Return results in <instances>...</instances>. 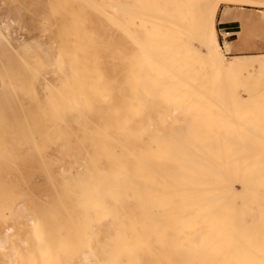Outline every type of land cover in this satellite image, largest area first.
Here are the masks:
<instances>
[{
    "label": "bare ground",
    "instance_id": "6f19581e",
    "mask_svg": "<svg viewBox=\"0 0 264 264\" xmlns=\"http://www.w3.org/2000/svg\"><path fill=\"white\" fill-rule=\"evenodd\" d=\"M215 1L105 3L120 15L125 92L139 109L99 123L101 109L86 100L64 116L58 179L45 169L56 191L47 210L32 202L14 212L22 192L0 185V228L5 209L25 219L0 231L5 264H264V81L239 79L264 70V58L222 66L231 42L221 49L217 41ZM227 19L244 22L224 9L220 23ZM77 27L79 42L58 66L69 90L85 87V30Z\"/></svg>",
    "mask_w": 264,
    "mask_h": 264
},
{
    "label": "rangeland",
    "instance_id": "374dc122",
    "mask_svg": "<svg viewBox=\"0 0 264 264\" xmlns=\"http://www.w3.org/2000/svg\"><path fill=\"white\" fill-rule=\"evenodd\" d=\"M89 1L0 0V185H13L22 192L12 203L14 212L34 207L32 202L40 210H47L54 203L56 191L48 182L45 169L58 179L63 152L59 125L64 116L70 120L69 116L79 112L77 108L86 100L95 102L96 110L101 109L99 123L125 121V106L133 104L139 109V100L131 97L135 94L125 92L124 37L117 22L120 15L105 4L108 0H96L100 6L103 4L105 15L99 14L98 7ZM213 6L217 7L214 29L221 49L223 40L232 43L219 57L222 66H251L264 58V6L248 0H216ZM224 9H228L230 17H242V25L234 20L221 24ZM76 10L79 13L75 14ZM74 25L85 30L82 39L87 47V72L83 74L85 87L69 90L58 66L61 61H68L78 44L75 42H79L80 28ZM69 41L75 42L70 45ZM97 71L99 74H95ZM245 73H239V79L245 76L240 82L247 87L264 81L263 69ZM91 111L86 112L88 117L94 116ZM76 139H70L75 148L79 144ZM72 167L70 171L78 176L75 169L80 167ZM3 212L6 223L0 231L4 225L12 224L13 232L17 223L25 220L6 209ZM0 264H5L1 257Z\"/></svg>",
    "mask_w": 264,
    "mask_h": 264
},
{
    "label": "crops",
    "instance_id": "0c3cea01",
    "mask_svg": "<svg viewBox=\"0 0 264 264\" xmlns=\"http://www.w3.org/2000/svg\"><path fill=\"white\" fill-rule=\"evenodd\" d=\"M230 21H233V20H229V19H227V20H224L223 22H221V24H226V23H228V22H230ZM224 28H228V27H224ZM230 41H233V40H230Z\"/></svg>",
    "mask_w": 264,
    "mask_h": 264
}]
</instances>
